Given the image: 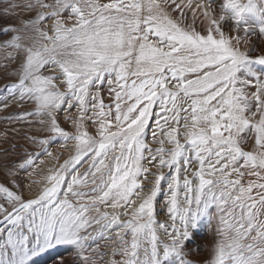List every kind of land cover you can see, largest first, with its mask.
<instances>
[{
  "label": "snow or ice",
  "instance_id": "6c2138e0",
  "mask_svg": "<svg viewBox=\"0 0 264 264\" xmlns=\"http://www.w3.org/2000/svg\"><path fill=\"white\" fill-rule=\"evenodd\" d=\"M171 3L180 7L177 0ZM145 7L147 15H142ZM186 7H192V0ZM197 7L207 21L206 35L198 34L191 24L178 26L156 0H148L147 5L142 0L104 4L55 0L52 5L44 0H0V19L17 9L37 13L21 29H0L21 33L4 45L22 57L20 82L10 87L20 89L22 100L33 97L39 105L35 113L20 118L40 116L61 143L77 142L75 157L48 178L49 186L37 199L24 202L8 186H0V264H31L33 258L60 247L76 250L81 264H95L86 255L88 242L97 235L107 238L113 229H118L113 235L119 242L114 255L123 259L112 264H189L183 251L201 217L217 220L221 236L212 264H264V76L254 68L264 66V57L250 59L239 50V38L233 43L220 31L210 6ZM49 8L52 12L45 15L43 10ZM62 10L71 11L75 26L65 28L57 20L54 35L49 36L43 23ZM221 12L231 14L237 30L248 25L245 36L254 24L264 37V0H224ZM192 16L193 22L199 19L195 12ZM25 39L32 43L25 45ZM13 59L8 57L9 62ZM46 68L59 70V77L44 75ZM241 74L255 83L250 85ZM57 79L65 84L67 94L58 90ZM105 83L114 93L110 105L99 91H90ZM249 87L254 94L246 91ZM65 105L67 109L75 105L93 124L99 121L100 138L93 139L83 130L76 136L61 130L56 113ZM109 117L111 121L105 123ZM150 121L156 125L151 129L153 137L164 133L173 145L171 151L163 147L153 151L145 143ZM181 136L186 145L180 143ZM32 142L48 145L55 140ZM159 142L163 145L165 140ZM246 146L251 151H245ZM41 155L50 152L30 154L20 168L35 167ZM82 162L89 167L79 174L77 166L82 167ZM142 162L174 175L149 173ZM193 164L197 171H192ZM73 169L77 172L65 186ZM246 173L256 179L244 185ZM149 174L154 182L149 181L152 187L141 197L143 181L138 178L147 180ZM193 180L198 181L195 188ZM162 182H166L172 222L167 227L157 224L154 211ZM62 187H66L63 193ZM133 195L141 202L124 223L101 210L111 201V208H124L123 215L128 216ZM157 227L171 241L162 245V252Z\"/></svg>",
  "mask_w": 264,
  "mask_h": 264
},
{
  "label": "rangeland",
  "instance_id": "374dc122",
  "mask_svg": "<svg viewBox=\"0 0 264 264\" xmlns=\"http://www.w3.org/2000/svg\"><path fill=\"white\" fill-rule=\"evenodd\" d=\"M196 1V2H195ZM204 1V2H203ZM19 2V0H17ZM45 3L52 5L55 0H44ZM95 2L104 3H115L118 0H95ZM142 2L147 5L148 0H142ZM188 0H177V5L171 3V0H156V3L161 5V10L171 19L174 23L182 28H187L189 24L192 25L193 30H195L200 35H206L208 30L207 21H204L202 16L203 9H199L198 5H203L204 9L211 8L212 16L217 21L220 31L225 34L229 39L235 43V40L239 38L241 40L240 51L247 52L250 59H258L264 57V37L259 35L256 25H252L248 35L245 36L243 31L248 25L242 24L237 30L234 20L231 18L230 13H222L221 7L224 0H192V7H186ZM238 2L246 3V0H238ZM194 4V5H193ZM208 6V7H207ZM0 11H3L0 8ZM45 15H49L52 9H44ZM195 12L199 17L198 20L193 22L192 13ZM181 13H184L181 16ZM87 15V12L85 13ZM225 15L226 19L221 21L219 19L220 15ZM37 13L25 11L23 9H17L15 13L9 17L5 15L0 19V29L3 27L21 29L22 25L28 21L35 19ZM142 15H147V9L145 7ZM57 20L61 21L65 28L75 26V19L70 10H62L60 15L55 18H49L43 23V30H47L49 36L54 35V26ZM18 32L5 33L0 31V186H8L14 194L20 195L24 202H29L31 200L37 199L43 190L49 186L48 178L53 174H56L62 170V168L72 160L77 151V142L75 140L69 141L67 143H61L60 139L55 137L54 133L50 132L46 124L41 123V117L37 115H29L27 119H21V116H25L29 113H35L39 107L38 102L33 97H25L23 100L20 98L18 87L16 86L20 82L19 73L22 70V57L21 54L16 52L11 48H5L13 40V37ZM31 35V33H28ZM215 36V34H214ZM154 37H150V42H154ZM31 40L25 39L24 44L30 45ZM51 47V44H48ZM12 56L13 62H9L8 57ZM7 68L8 71L5 72L2 69ZM255 71L258 75L264 76V66H254ZM44 75L59 77V70L53 71L51 69H44ZM241 78H247L250 85L255 83L253 78L244 77L241 74ZM107 79V77H106ZM57 88L61 93L67 94L68 89L65 84L58 79L55 81ZM92 93L99 91L101 97L106 105L113 104V95L109 90V86L105 83L91 88ZM246 91L251 95L255 93L253 87H249ZM87 103V101H86ZM214 104L216 101L213 102ZM90 108L91 104L88 105ZM126 107V105H125ZM251 110L254 112L256 110L255 103L252 104ZM156 111V108L153 109ZM184 113H182L183 115ZM84 115L82 111L73 106L72 109H67L66 105L56 113V119L61 130L66 131L69 136H76L83 130L93 139L98 140L100 137L98 135L99 121L93 124L88 120L87 115H84V121L81 126L80 117ZM258 120L259 117L257 116ZM111 117L105 120V123H109ZM156 125L150 121L149 130L145 136V143L148 144L149 148L153 151L160 147H163L165 151H171L173 145L167 142V138L164 133H160L159 137H153L151 129L155 128ZM167 127V125H166ZM171 130V129H168ZM41 139H53L55 142L48 145H41L39 143H33L32 140ZM160 139H164L165 143L160 144ZM181 144L186 145V141L181 137H178ZM45 150L50 152V155H41L39 161L35 167L29 170H24L20 168V163H22L26 157L30 154L44 153ZM245 151H251L249 146L244 148ZM147 152V149L145 150ZM170 159V157H165ZM87 159V158H85ZM83 163V162H82ZM149 169V173L163 174L166 178L174 173L170 172L168 169L153 167L146 162H142ZM158 163V162H157ZM79 174L85 173L89 164L83 163V166H77ZM192 171H197L198 168L195 164L190 166ZM243 170V169H242ZM77 169L71 170L65 179V186L70 182V177L76 174ZM264 174V173H262ZM183 175V168H182ZM235 177V173L233 174ZM188 178L192 179L191 173H188ZM256 177L250 176L246 173L245 179L241 181L242 184L247 185L249 181H254ZM138 181H143L141 192V197L147 194V191L152 187L149 181L154 182V177L149 174L148 179L144 180L143 177H139ZM198 181L193 180V187L195 188ZM88 191V189H82ZM66 191V187L61 188V192ZM139 191V190H138ZM183 189L180 190V199H183ZM255 195V190L253 192ZM95 193L92 194L93 198ZM168 190L166 187V182L161 183V192L157 196L155 201V219L157 224L164 223L165 226H170L172 224L169 219L168 209L166 207L168 200ZM132 199L135 203L132 205L128 216H124V208L117 207L113 209L109 205L102 206V211H107L109 215H116L120 218L121 222L124 223L131 216V212L135 210L136 206L141 202V200L136 199L133 195ZM2 202V201H0ZM6 207L11 208V205L5 204ZM212 215H215V210H209ZM176 227H180L177 223ZM3 227V225H0ZM99 228V226H96ZM210 228V229H209ZM7 231V229H5ZM89 231H93L90 229ZM118 231V229H113L108 233L107 238L97 235L95 240H90L88 242L86 255L92 257L95 260V264H112L113 261H120L123 257L114 255L118 251V240H116L113 233ZM169 231L171 228L169 227ZM158 236V244H160V250L162 252V245L165 243H170V238L164 234L163 230L159 227L156 228ZM192 239L186 242L183 254L185 258L189 261V264H212L215 258V253L217 249L218 242L221 240V236L217 232V220H209L207 217H201L197 227L191 230ZM206 232V233H205ZM124 233H121L123 235ZM127 238V237H126ZM208 259V260H207ZM63 261V264H81L79 257L77 256L76 250L71 247H60L53 252L33 258L31 264H57L58 261Z\"/></svg>",
  "mask_w": 264,
  "mask_h": 264
},
{
  "label": "bare ground",
  "instance_id": "6f19581e",
  "mask_svg": "<svg viewBox=\"0 0 264 264\" xmlns=\"http://www.w3.org/2000/svg\"><path fill=\"white\" fill-rule=\"evenodd\" d=\"M196 2V1H195ZM204 2V1H203ZM194 5V4H193ZM208 7V6H207ZM212 11V10H211ZM260 35V34H259ZM194 185V184H193ZM210 229V228H209ZM206 233V232H205ZM208 260V259H207Z\"/></svg>",
  "mask_w": 264,
  "mask_h": 264
}]
</instances>
